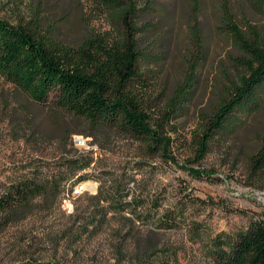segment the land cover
<instances>
[{
    "label": "rangeland",
    "instance_id": "374dc122",
    "mask_svg": "<svg viewBox=\"0 0 264 264\" xmlns=\"http://www.w3.org/2000/svg\"><path fill=\"white\" fill-rule=\"evenodd\" d=\"M135 3L137 25L150 28L137 34L138 81L151 123L170 140L166 155L114 130L69 133L87 125L50 117L0 77V195L26 176L52 183L32 205L0 217V264H209L250 219L264 220V169L251 165L264 146V84L212 135L204 156L193 141L202 114L244 73L242 53L222 30L223 12L242 28L245 19L264 25L261 5ZM0 19L70 45L91 33L119 35L99 0H0ZM191 60L198 66L192 91L165 118ZM84 183L88 191L68 211L65 198ZM98 193L100 201L92 198Z\"/></svg>",
    "mask_w": 264,
    "mask_h": 264
},
{
    "label": "trees",
    "instance_id": "16d2710c",
    "mask_svg": "<svg viewBox=\"0 0 264 264\" xmlns=\"http://www.w3.org/2000/svg\"><path fill=\"white\" fill-rule=\"evenodd\" d=\"M256 1L264 12V0ZM99 3L117 25L119 35L91 33L77 45L0 19V77L35 106L49 109L50 117L59 113L87 125V130L76 128L69 133L95 138L105 130H114L145 144L151 151L159 148L165 156L170 140L151 123L142 93L145 89L140 87L144 82L138 81L142 52L137 34L150 28L137 25L135 0ZM221 21L224 34L242 53L239 60L244 73L230 81L226 95L209 116L202 114V122L193 135L196 155L200 157L207 151L212 135L223 129L236 109L253 103L255 90L264 84V25L245 19L242 28L225 11ZM196 32L193 34L197 36ZM197 69V63L191 60L168 101L165 118L192 91ZM251 165L264 169V146L251 157ZM85 177L80 175L78 180ZM14 183L0 195V217H13L52 187L50 180L38 182L29 176ZM92 198L103 199L101 193ZM209 264H264V220L250 219L228 249L216 251Z\"/></svg>",
    "mask_w": 264,
    "mask_h": 264
},
{
    "label": "built area",
    "instance_id": "2783aa9c",
    "mask_svg": "<svg viewBox=\"0 0 264 264\" xmlns=\"http://www.w3.org/2000/svg\"><path fill=\"white\" fill-rule=\"evenodd\" d=\"M75 143L78 144V145H81V144H84L85 143V140L83 138H78L76 137L74 139ZM88 191L87 187H86V184L84 183V186L82 188H80L78 190V192H72V193H69V195H67V197L65 198V201H64V205L66 207V209L68 211H71L72 208H73V200L80 196L81 194H83L84 192Z\"/></svg>",
    "mask_w": 264,
    "mask_h": 264
}]
</instances>
